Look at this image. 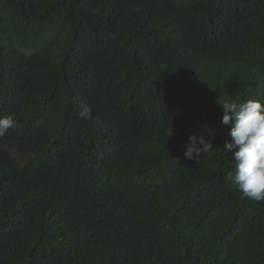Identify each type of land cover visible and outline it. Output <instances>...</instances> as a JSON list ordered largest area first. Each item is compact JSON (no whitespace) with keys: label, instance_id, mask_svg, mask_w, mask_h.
Masks as SVG:
<instances>
[{"label":"trees","instance_id":"trees-1","mask_svg":"<svg viewBox=\"0 0 264 264\" xmlns=\"http://www.w3.org/2000/svg\"><path fill=\"white\" fill-rule=\"evenodd\" d=\"M247 99L264 0H0V264H264V201L225 180Z\"/></svg>","mask_w":264,"mask_h":264},{"label":"clouds","instance_id":"clouds-1","mask_svg":"<svg viewBox=\"0 0 264 264\" xmlns=\"http://www.w3.org/2000/svg\"><path fill=\"white\" fill-rule=\"evenodd\" d=\"M223 115L221 123L230 126V141L224 144V150L232 153L233 168L225 173L226 182L243 198L264 201V101L247 99L243 102L226 100L221 103ZM78 116L83 120H92V107L81 105ZM96 123H101L96 118ZM18 127L13 116L0 117V137L10 129ZM172 129L168 131V137ZM212 149L205 134L188 137L185 158L196 161ZM224 153V152H223Z\"/></svg>","mask_w":264,"mask_h":264}]
</instances>
